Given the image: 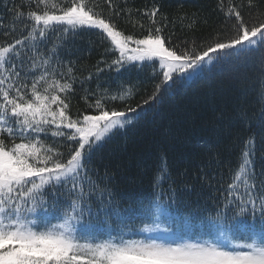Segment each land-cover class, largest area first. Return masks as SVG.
<instances>
[{
    "label": "snow or ice",
    "instance_id": "snow-or-ice-1",
    "mask_svg": "<svg viewBox=\"0 0 264 264\" xmlns=\"http://www.w3.org/2000/svg\"><path fill=\"white\" fill-rule=\"evenodd\" d=\"M25 2L30 8L35 3L41 11L39 14L28 11L25 17L23 12L14 9L13 26L19 22L29 31L23 38L0 46V264H264V175L257 182L255 135L243 141L240 162L225 189L224 209L210 218L219 233L218 238L172 246L154 239H126L122 232L109 233L105 239L92 235L88 231L91 224L84 223L86 214L92 212L89 199L92 190L85 191L84 180L91 186L89 173L94 170L88 169L85 161L107 137L141 118L144 109L140 106L125 110L104 107V99L130 100L134 92L128 88L98 97L95 104L89 105L96 114L72 119L67 114L68 104L59 93L72 91L73 68L69 66L59 72L52 67L53 62L64 67L59 58L62 37L74 35L81 29H97L110 40L112 51L118 53L106 65L108 70L120 72L133 62H141L138 66H143V62L158 60L161 84L175 83L174 76L191 78L213 62L222 63L237 53L264 48V21L249 26L241 12L230 5L226 18L235 17L231 36L217 35L199 47L193 42L191 47L177 51L166 46L160 27L150 28L148 34L139 39L124 35L93 11L85 0H70L58 9L50 0ZM108 3L111 5V0ZM158 11L153 7L151 12L145 13L153 24ZM2 23L0 20V26ZM57 32L60 36L55 35ZM49 34L57 43L42 51L38 41ZM103 71L105 68L96 69L97 78ZM57 74L62 79L65 76L70 79L63 83L54 78L49 80ZM30 75L31 87L27 92ZM92 78L89 74L87 80ZM41 84L44 85L42 90ZM161 84L156 86L151 100L157 99ZM259 101L264 104V92ZM130 113H135L136 117ZM236 118L246 123L241 110H237ZM259 124L264 127V110ZM53 125L55 131L50 128ZM48 131L53 137H65L75 143V149L68 146L66 159L63 153L45 147L31 135ZM4 137L11 141L10 146ZM211 167V160L199 166L198 178L206 186H210V177L216 175L208 171ZM154 179L157 182L170 179L166 160L162 159ZM46 193L53 197L51 202L47 201ZM60 195L68 200L66 205L59 202ZM229 206L238 211L229 216ZM141 230L152 231L148 227Z\"/></svg>",
    "mask_w": 264,
    "mask_h": 264
},
{
    "label": "trees",
    "instance_id": "trees-1",
    "mask_svg": "<svg viewBox=\"0 0 264 264\" xmlns=\"http://www.w3.org/2000/svg\"><path fill=\"white\" fill-rule=\"evenodd\" d=\"M85 2L124 35L139 39L146 36L150 28L160 27L166 46L177 51L191 47L193 42L199 47L217 35L231 36L235 17L226 18L230 5L241 12L249 26L264 21V0H111V5L108 0ZM51 3L58 9L70 0H50ZM153 7L159 9L154 24L145 15ZM14 9L23 12L25 17L28 11L38 14L41 11L35 3L30 8L25 0H0L3 22L0 46L23 38L29 31L19 22L13 26ZM55 35L60 36V33ZM38 43L42 44L43 51L45 47L51 49L57 41L49 34ZM112 48L110 40L100 30L81 29L74 35L62 37L59 58L64 67L52 63L53 69L59 72L69 66L73 68L72 91L59 93L68 104L67 114L72 119L96 114L89 105L95 104L98 97L128 88L134 92L130 100L104 99V107L108 110L137 106L144 109L141 118L107 137L93 149L90 159H86V167L94 172L89 173L91 186L84 180L85 191L92 190L89 197L92 212L86 214L84 223H90V229L96 231L135 233L155 216L181 239L219 237L210 218L224 209L225 189L240 162L243 141L250 135L256 136L257 182L264 175V127L259 124L264 110V104L259 101L264 92V48L237 53L222 63L214 62L191 78L174 76L175 83L169 84H161L158 60L143 62V66H138L141 62H133L120 72L108 70L106 65L118 55ZM98 67L105 68L99 78ZM89 74L93 76L90 81L87 80ZM53 78L61 83L70 79L67 76L62 79L57 74L49 80ZM158 84H161L160 93L156 100H151ZM28 85L27 92H30L31 75ZM39 87L42 90L44 85ZM237 110L243 112L246 123L236 118ZM130 115L136 117L135 113ZM50 128L56 130L54 125ZM51 131L31 135L45 147L63 153L66 159L68 146L75 149V143L65 137H53ZM4 138L10 146L11 141ZM162 159L166 160L170 172L167 182L154 179ZM208 160L212 162L208 171L216 173L210 177V186L198 178L199 166ZM46 199L51 202L53 197L46 193ZM59 202L66 205L68 200L60 195ZM235 211L238 210L229 206L227 214L231 216Z\"/></svg>",
    "mask_w": 264,
    "mask_h": 264
},
{
    "label": "rangeland",
    "instance_id": "rangeland-1",
    "mask_svg": "<svg viewBox=\"0 0 264 264\" xmlns=\"http://www.w3.org/2000/svg\"><path fill=\"white\" fill-rule=\"evenodd\" d=\"M131 47H134V45H130ZM214 63V62H213ZM210 67V65L208 66ZM207 67V68H208ZM206 68V69H207ZM131 116V115H130ZM122 130V129H120ZM119 131V130H118ZM117 131H115L116 133ZM42 214V213H40ZM158 214V213H156ZM149 223H146L143 228L148 227L152 229L151 232H144L142 231L141 233H135L131 234L128 232H122L125 235L126 239H145V240H151L154 239L158 243H163V244H171L172 246H175L177 244L185 243V242H196V241H204V240H199V239H194V238H187V239H177L176 236L169 230V231H164V229H168L167 225H165L159 217L152 216L148 220ZM142 228V229H143ZM88 231L96 236L99 239H105L109 235V233L116 235L120 232H106L104 230H98V232L92 231L88 229ZM217 238V237H216ZM214 238V239H216Z\"/></svg>",
    "mask_w": 264,
    "mask_h": 264
}]
</instances>
